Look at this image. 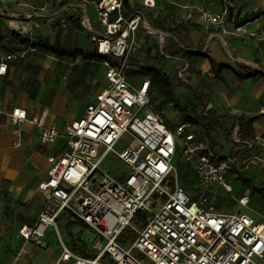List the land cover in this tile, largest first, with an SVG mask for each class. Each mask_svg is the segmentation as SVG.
I'll return each instance as SVG.
<instances>
[{
    "label": "built area",
    "instance_id": "obj_1",
    "mask_svg": "<svg viewBox=\"0 0 264 264\" xmlns=\"http://www.w3.org/2000/svg\"><path fill=\"white\" fill-rule=\"evenodd\" d=\"M158 1L141 5L150 9ZM75 6L70 1L59 13ZM94 7L101 30L93 28L86 5L80 23L91 33L106 81L80 119L47 127L37 122L42 144H63L47 154L49 177L38 185L44 207L35 224L20 229L21 236L47 249L48 230L69 214L93 234L96 252H76L56 227L61 251L55 264H264V212L256 217L243 210L250 194L240 195L232 212L215 204L219 189L232 193V170L241 173L264 163V136L242 140L236 125L235 141L247 150L223 155L198 141L191 120L170 126L164 112L155 109L151 78L134 85L127 73L139 31L151 30L143 9L128 11L124 0L95 1ZM226 17L227 10L201 9L200 22L221 25ZM61 23L67 26L68 18ZM13 58V52L1 58L0 76ZM187 69L179 75L192 86ZM11 116L25 121L27 111L14 107ZM109 154L127 167L122 180L104 168ZM177 155L196 176L190 190L178 182Z\"/></svg>",
    "mask_w": 264,
    "mask_h": 264
},
{
    "label": "crops",
    "instance_id": "obj_2",
    "mask_svg": "<svg viewBox=\"0 0 264 264\" xmlns=\"http://www.w3.org/2000/svg\"><path fill=\"white\" fill-rule=\"evenodd\" d=\"M141 1L129 0L132 7H139ZM215 1L212 3V0H200L197 4L186 2L185 7L202 5L203 2L213 5ZM243 2L223 0L224 5L221 4L219 12L231 8L232 18L226 17V22L220 26L209 25V30L194 31L201 48L196 50L200 55L191 56V63L195 68L189 74L192 86L184 83L187 87L183 85L179 88L184 95L182 100L189 99L188 88L195 91L200 101L198 108L203 109L202 115L208 119L212 118L211 121L235 122L236 126L241 116L252 122V135L261 137L264 136V13L255 14L251 21L244 25L233 23L237 12L240 13L239 18L252 13V10L243 7ZM27 5V2L20 1L11 7L8 14L0 12V35L5 30L1 26L6 22L5 18L9 15L26 16ZM233 25L242 27V32L237 33L231 29ZM222 26L223 31L220 30ZM5 40L7 38L0 40V60L11 53L3 48ZM87 43L92 51L95 50L92 42ZM210 58L216 64L226 67L218 71L217 65H213ZM13 59L9 61L6 74L0 76V264H55L61 251L56 234L54 238L48 237L50 246L42 249L33 242L26 241L21 236L20 229L37 221L45 203V194L38 190V185L49 177L47 154L58 150L63 144L62 141L56 144H42L41 128L37 126L39 120L44 121L45 127L58 120L59 113L56 109L60 108V91H57L58 96H54V84H45L40 78L26 79L28 69L24 68L22 76H17L12 64ZM251 72L253 75L250 77L243 76ZM145 76L152 78L151 75H143L141 79ZM129 79L131 81L130 76ZM152 85L153 78L150 95L154 99L160 96V92L154 91ZM42 88L46 90L43 94ZM208 105L211 106L210 110L207 109ZM14 107L26 109L25 121H13L11 112ZM180 118L178 116L176 121H169L166 116L172 127L183 121ZM75 119L79 118L73 116L67 121ZM240 148L236 150L239 151ZM241 177L248 179V184H243ZM229 179L233 184V191L227 193L219 189L215 198L217 208L232 212L237 206L236 199L242 194H250V205L243 210L260 217L264 210L257 211L251 204L256 197L264 199V163L241 173L232 170ZM218 200H224L222 206L218 204ZM230 200L234 204L232 209H229Z\"/></svg>",
    "mask_w": 264,
    "mask_h": 264
},
{
    "label": "rangeland",
    "instance_id": "obj_3",
    "mask_svg": "<svg viewBox=\"0 0 264 264\" xmlns=\"http://www.w3.org/2000/svg\"><path fill=\"white\" fill-rule=\"evenodd\" d=\"M20 1L27 2L28 14L22 17L7 16L6 22L1 25L5 30L3 29L0 35V40L7 38L3 48L15 55L12 64H14L17 76H22L24 68L28 69L29 74L26 79L40 78L45 84H54L53 88L56 90L54 96L57 95V91H60L58 97L60 108L56 109L59 113L57 123L63 124L73 116L80 119L85 114L88 102L101 90L106 81L99 58L85 59L80 56L72 58L67 55H58L49 50L47 46L51 47L59 43L61 50L68 52L82 50L88 54L92 53L87 43L90 40V34L83 29L80 21L83 7L86 5L93 19V28L101 30L97 20L94 21L97 19L95 1L73 0V4L76 5L74 8L71 7L59 13L64 0H0L2 8L0 12L8 14L11 7ZM197 1L200 0H160L154 8L144 9L142 5L137 7V9H143L151 30L149 32L145 29L140 30L136 49L131 53L128 61L127 73L134 85L138 84L143 75H151L153 77L152 89L160 92V96L153 99L156 104L155 109L163 111L169 121H176L180 116L181 121L188 119L194 122L198 128L199 142L222 154L235 153L238 147L246 151L245 144L235 141V122L211 121L212 118L208 119L202 115L203 109L198 108L200 101L193 89L188 88L189 99L182 100L184 95L179 86L185 84L179 71L188 65L187 78L191 79L189 74L195 68L194 65L190 67L193 57L190 53H196V50L201 48L194 31H205L211 28V26L201 24V9L218 13L221 11V4L224 5L223 0H216L213 5L203 2L202 5L185 7L186 2L197 4ZM243 1L245 9L252 10L255 14L264 13L263 0ZM223 7L226 8V6ZM62 17L68 18L67 26L62 25ZM13 21L19 24V28L13 26ZM233 23H237V20L235 19ZM238 27L233 25L230 28L241 33L242 29L238 30ZM220 30H222L221 27ZM12 32L20 34L24 39L35 44V47H32L30 43L18 42L12 36ZM149 69H153L151 74L148 73ZM45 91V88H42L41 94ZM176 158L178 182L185 189L190 190L191 186L196 183V176L181 161L179 155ZM103 165L118 180H122L123 173L127 172V167L113 154L106 157ZM241 179L243 184H248V179L245 177ZM222 202L224 200H218L220 206ZM228 204L229 209L234 205L231 200ZM251 207L257 211L264 210V199L260 200L256 197L252 200ZM81 225L79 220L66 214L59 218L57 226L48 230L47 237L54 238L56 227H59L62 234H67L68 239H70L68 233L71 231L73 238L81 246L83 254L96 252L93 249L95 244L93 234L87 229L82 230Z\"/></svg>",
    "mask_w": 264,
    "mask_h": 264
},
{
    "label": "trees",
    "instance_id": "obj_4",
    "mask_svg": "<svg viewBox=\"0 0 264 264\" xmlns=\"http://www.w3.org/2000/svg\"><path fill=\"white\" fill-rule=\"evenodd\" d=\"M70 1H73V0H64V2L62 3L63 6L66 4V3H69ZM93 1H100V0H93ZM124 4L126 5V8L128 11H134L135 9H137V7L135 6H131L129 0H124ZM239 15L240 13L237 12V14L235 15L236 19H237V22L240 24V25H244L248 22L251 21L252 19V16L255 15V13H247V14H244L243 16H241L239 18ZM227 17L228 19H231L232 18V9L229 8L228 11H227ZM183 28H185V26H182ZM88 32V31H87ZM90 34V42L91 41V33L89 32ZM12 36L15 38V40H17L18 42H21L22 44H26V43H30L28 40L24 39L20 34L16 33V32H12ZM32 45V47H35L33 43H30ZM47 48L49 50H51L53 53L55 54H58V55H67L69 57H72V58H77V57H82V58H85V59H95V58H99V61H100V64H101V61H102V58L101 56H99L97 53H96V50H93L92 53L88 54V53H85L83 52L82 50H76V51H65V50H61L59 48V43H56L55 45L53 46H47ZM190 55H200V54H197V53H190ZM210 62L213 64V65H217V68H218V71H220L222 68L226 67L225 65H222V64H216V62L210 58ZM190 67H193V64H190ZM153 71V69H149L148 70V73L151 74V72ZM251 75H253V73H247L246 75H243L244 77H250ZM153 78V77H152ZM151 78V80H152ZM102 88H103V85H102ZM101 88V89H102ZM99 92V91H98ZM97 92V93H98ZM96 93V94H97ZM95 94V95H96ZM229 119V118H228ZM239 121L237 123V125H239L240 127V130H239V137L242 139V140H253L254 139V136L252 135V122L249 121V120H245L243 117H239L238 120ZM80 221V220H79ZM81 224H84L82 221H80ZM70 239L67 238V243L78 253L82 254V255H90L89 253L87 254H83L82 253V248L81 246L78 244L77 240H75L72 236V233L71 231L68 233ZM68 237V236H67Z\"/></svg>",
    "mask_w": 264,
    "mask_h": 264
},
{
    "label": "bare ground",
    "instance_id": "obj_5",
    "mask_svg": "<svg viewBox=\"0 0 264 264\" xmlns=\"http://www.w3.org/2000/svg\"><path fill=\"white\" fill-rule=\"evenodd\" d=\"M13 26H14L15 28H19V24H18L17 22H14V21H13Z\"/></svg>",
    "mask_w": 264,
    "mask_h": 264
}]
</instances>
